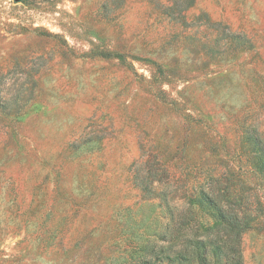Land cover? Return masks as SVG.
<instances>
[{"label":"rangeland","instance_id":"1","mask_svg":"<svg viewBox=\"0 0 264 264\" xmlns=\"http://www.w3.org/2000/svg\"><path fill=\"white\" fill-rule=\"evenodd\" d=\"M174 1L0 0V264H199L152 252L214 241L220 182L264 264V0Z\"/></svg>","mask_w":264,"mask_h":264},{"label":"trees","instance_id":"2","mask_svg":"<svg viewBox=\"0 0 264 264\" xmlns=\"http://www.w3.org/2000/svg\"><path fill=\"white\" fill-rule=\"evenodd\" d=\"M194 2L195 0H175L169 9L175 19L183 21L185 20L183 11L190 7ZM200 21H202L205 26L210 24L211 27H215L217 30V35L214 39L215 45L209 49L211 51L216 49H224V51H227L231 47L236 49H246L253 46L252 41L246 35L232 31L229 28V25H222L221 22H211L208 19L207 14L199 15L195 21L191 22V24H197V26H200ZM1 106L6 107V104H1ZM160 170L161 172L159 171V173L162 178L168 176V171L163 164L160 167ZM151 173L153 176H158V173L152 169ZM220 181L221 180L218 179L215 182L219 184ZM230 187L229 182H220L218 187L215 186L213 194L203 193V198L217 208L221 218L220 223L216 225L217 235L214 241L194 239L191 238L189 234L184 233L185 237L179 249H177L174 244L163 245L160 249H156L152 252V257L161 261L166 258L172 261L179 259L189 260L193 257V260L199 262V264H211L212 257L210 255V250L212 251V248L214 247L216 251L222 252L223 250L226 264H243L242 237L243 233L252 227L251 217L237 207L235 198L231 196L232 191ZM223 200L226 201L225 204H223ZM193 220L194 213L191 209L181 212L179 217H177V224H175L173 229V232H176V234L173 232L172 234L176 237L178 233L182 231V228L184 227V231L190 226V223ZM209 245H211V249H209ZM172 253L174 254L171 255Z\"/></svg>","mask_w":264,"mask_h":264}]
</instances>
